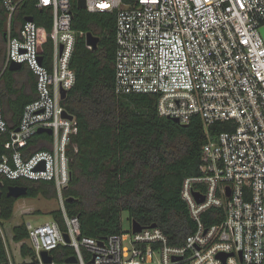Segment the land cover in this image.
<instances>
[{
  "label": "built area",
  "instance_id": "2783aa9c",
  "mask_svg": "<svg viewBox=\"0 0 264 264\" xmlns=\"http://www.w3.org/2000/svg\"><path fill=\"white\" fill-rule=\"evenodd\" d=\"M23 1L0 0L6 40L0 81L12 62L25 64L35 75L36 97L15 127L0 99V134L9 135L0 181L55 182L67 230L54 220L26 222L39 264H46L40 252L59 243L73 246L77 264H264V0H85L91 12L117 13V96L153 93L162 116L181 124L198 117L206 129L217 122L230 126L203 145L201 174L183 181L181 196L197 226L182 244H171L158 225L103 239L80 237L79 217L69 216L64 205L69 147L78 131L76 117L62 104V90L68 94L76 80L72 0L36 1L53 12L51 69L40 58L36 22L25 19L17 27ZM39 128L52 129V144L27 154ZM211 208L223 209L225 217L207 225L203 214Z\"/></svg>",
  "mask_w": 264,
  "mask_h": 264
},
{
  "label": "trees",
  "instance_id": "16d2710c",
  "mask_svg": "<svg viewBox=\"0 0 264 264\" xmlns=\"http://www.w3.org/2000/svg\"><path fill=\"white\" fill-rule=\"evenodd\" d=\"M36 1L22 2L16 18L17 27L26 17H33L38 26L39 52L43 63L51 69L53 12L37 7ZM72 14L77 39L71 66L76 80L62 104L76 117L78 131L72 136L69 147L71 180L64 190L66 212L69 216L79 217L80 237L103 239L123 232L122 214L125 211L130 221L135 220L143 226L155 223L168 235L171 244H182L197 226L181 196L183 181L201 174L200 166L205 162L203 145L230 126L217 122L206 129L198 117L189 124L176 122L159 114L158 96L153 93L117 96V13L91 12L78 7L77 0H72ZM4 29L5 14L0 5V53L6 51ZM81 31L93 32L100 37L96 49L87 46ZM5 75L8 79V69ZM0 99L12 110L11 124L15 127L25 105L34 98L20 94L14 80L9 78L0 91ZM8 139L7 133L0 134V161L9 153L3 146ZM51 144L52 137L46 132L40 133L30 140L24 151L28 154L47 149ZM10 185H27L29 191L25 197L58 198L54 181L4 179L0 196V264L14 262L3 233V221L12 217L17 200L7 195ZM50 215L62 231L67 230L62 207L50 211ZM224 217L223 209L211 208L203 214V221L211 225L221 222ZM27 239L26 222L13 228L12 240L22 242L21 256L31 258L20 264H39L36 251ZM49 253L53 264H68L65 260L75 255V249L59 243ZM85 254L88 260V253ZM173 264L191 263L182 260Z\"/></svg>",
  "mask_w": 264,
  "mask_h": 264
},
{
  "label": "rangeland",
  "instance_id": "374dc122",
  "mask_svg": "<svg viewBox=\"0 0 264 264\" xmlns=\"http://www.w3.org/2000/svg\"><path fill=\"white\" fill-rule=\"evenodd\" d=\"M62 206L59 198H45V197H19L15 201L13 215L10 219L3 221V233L9 245V252L14 259L15 264L25 262L22 260L20 254V247L22 242H14L12 240L13 228L23 222H32L35 224L45 223L50 221V211ZM128 213L122 214V226L124 231L131 229L132 223L128 218ZM26 242L32 246L30 239ZM17 260H16V259ZM27 261H31V258H26Z\"/></svg>",
  "mask_w": 264,
  "mask_h": 264
},
{
  "label": "water",
  "instance_id": "95a60500",
  "mask_svg": "<svg viewBox=\"0 0 264 264\" xmlns=\"http://www.w3.org/2000/svg\"><path fill=\"white\" fill-rule=\"evenodd\" d=\"M77 5H78V7L85 8L86 7L85 0H77ZM26 20L33 21L34 19L32 16H28V17H26ZM261 31H262V34L264 36V27H262ZM99 41H100L99 36L95 35L93 32L87 33L86 43L88 45H90L92 47V49H96L98 47ZM40 58L42 59V56ZM21 67H22L21 63L12 62L9 66V69L10 70H18ZM66 95H67L66 90H62V98H65ZM172 119L176 122H179L178 118H172ZM17 130H19V128H17ZM37 132H38V134L46 132L50 135V134H52V129L51 128H39ZM3 186H4L3 182L0 181V196L2 195V192H3L2 191ZM28 191H29V189H28L27 185H10L7 188V195L13 196L15 198H19V197L27 195ZM198 199H199V201H201L203 198H198ZM131 223H132L131 227L133 229V232H138V231H141L143 229V225H141L139 222L132 220ZM150 226L154 227V226H157V224L154 223V224H151ZM63 237H64V240L66 242L70 241V238H69V235L67 232H63ZM40 255H41V258H42L44 263H46V264H53L54 263L53 257L51 256L49 251L42 250L40 252ZM178 259H180V258L179 257L173 258L174 261H176ZM78 261L79 260H78L76 255H72V256L66 258V260H65V262L68 264H77ZM91 262H94V259H92Z\"/></svg>",
  "mask_w": 264,
  "mask_h": 264
},
{
  "label": "crops",
  "instance_id": "0c3cea01",
  "mask_svg": "<svg viewBox=\"0 0 264 264\" xmlns=\"http://www.w3.org/2000/svg\"><path fill=\"white\" fill-rule=\"evenodd\" d=\"M5 58H6V53L1 52L0 53V66L4 64ZM8 70L10 71V75L8 76V79L12 78L14 80L15 88L19 90V93L24 94L27 98H35L36 97V88H34L35 76L32 74L31 70L28 67L23 66V65L18 70H10L9 68ZM8 79L6 75L3 76L2 80L0 81V91L5 88ZM4 110H5V115L7 119L10 121V123L13 124L12 122L13 113L9 105L7 106L6 103H4ZM19 121H20V118H19ZM22 260L27 261V259L23 257H22Z\"/></svg>",
  "mask_w": 264,
  "mask_h": 264
}]
</instances>
